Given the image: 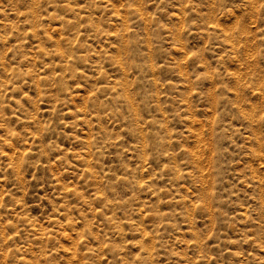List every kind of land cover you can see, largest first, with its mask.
<instances>
[{"label":"rangeland","instance_id":"374dc122","mask_svg":"<svg viewBox=\"0 0 264 264\" xmlns=\"http://www.w3.org/2000/svg\"><path fill=\"white\" fill-rule=\"evenodd\" d=\"M0 264H264V0H0Z\"/></svg>","mask_w":264,"mask_h":264}]
</instances>
